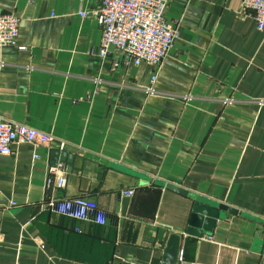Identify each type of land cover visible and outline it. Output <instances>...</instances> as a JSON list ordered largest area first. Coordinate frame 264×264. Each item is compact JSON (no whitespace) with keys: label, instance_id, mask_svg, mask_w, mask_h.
I'll return each mask as SVG.
<instances>
[{"label":"crops","instance_id":"0c3cea01","mask_svg":"<svg viewBox=\"0 0 264 264\" xmlns=\"http://www.w3.org/2000/svg\"><path fill=\"white\" fill-rule=\"evenodd\" d=\"M243 1L171 0L179 38L159 68L101 57L98 20L79 14L100 0H0L26 46L0 48V117L53 137L0 155V264H165L171 234L189 263L264 264V32ZM80 196L106 225L43 208ZM197 203L219 209L201 238Z\"/></svg>","mask_w":264,"mask_h":264},{"label":"built area","instance_id":"2783aa9c","mask_svg":"<svg viewBox=\"0 0 264 264\" xmlns=\"http://www.w3.org/2000/svg\"><path fill=\"white\" fill-rule=\"evenodd\" d=\"M171 0H100L99 7L92 11H80L82 18L95 17L102 28L101 52L102 58L109 54L113 46L121 54L125 64L140 65L146 63L159 68L168 58L170 51L179 38L177 23H170L166 17L168 5ZM243 14L250 11L257 29L264 32V0H244ZM21 18L12 13L0 14V48L17 47L26 50V46L18 43ZM3 64H0V67ZM114 66H119L115 62ZM157 75L152 78L155 84ZM101 81L98 80L97 84ZM148 94H154V89H146ZM192 96H184L185 101L192 100ZM225 105L233 104V100H225ZM264 104V102H260ZM53 137L43 131L25 124L8 121L0 117V155H11L17 144H30L35 149L47 146ZM62 150L65 144L61 143ZM39 159V154L34 155ZM64 163L51 164L48 167L46 178V191H49L57 179L64 175ZM66 178L60 181V187H65ZM125 197H132L134 189L122 192ZM15 206V203L11 204ZM43 208L59 216L71 218L77 222H91L106 225L107 213L99 204L86 197L69 199H49L43 203ZM80 232V229H76ZM212 240V236L205 237ZM186 252L180 248L178 264H196L186 261Z\"/></svg>","mask_w":264,"mask_h":264},{"label":"water","instance_id":"95a60500","mask_svg":"<svg viewBox=\"0 0 264 264\" xmlns=\"http://www.w3.org/2000/svg\"><path fill=\"white\" fill-rule=\"evenodd\" d=\"M112 46L109 51L114 50ZM67 155L66 152H62L60 156L64 160ZM68 157V156H67ZM170 187V186H169ZM172 187V186H171ZM174 189V188H173ZM219 217V209H213L212 207L204 204H195L194 213L191 218L189 234L202 237L204 231H212L215 227L216 220ZM181 248V236L177 234H171L165 249V264H178V255Z\"/></svg>","mask_w":264,"mask_h":264}]
</instances>
